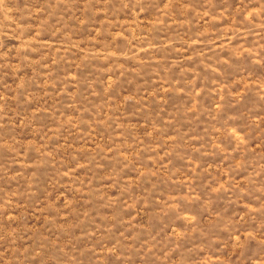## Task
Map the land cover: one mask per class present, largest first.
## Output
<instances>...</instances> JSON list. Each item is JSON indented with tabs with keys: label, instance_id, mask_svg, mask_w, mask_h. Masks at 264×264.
<instances>
[{
	"label": "rangeland",
	"instance_id": "374dc122",
	"mask_svg": "<svg viewBox=\"0 0 264 264\" xmlns=\"http://www.w3.org/2000/svg\"><path fill=\"white\" fill-rule=\"evenodd\" d=\"M0 264H264V0H0Z\"/></svg>",
	"mask_w": 264,
	"mask_h": 264
}]
</instances>
